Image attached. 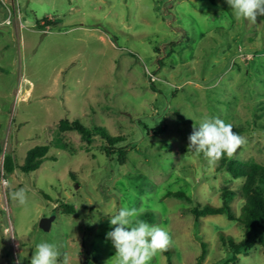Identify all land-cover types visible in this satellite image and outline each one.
Segmentation results:
<instances>
[{
	"label": "rangeland",
	"instance_id": "rangeland-1",
	"mask_svg": "<svg viewBox=\"0 0 264 264\" xmlns=\"http://www.w3.org/2000/svg\"><path fill=\"white\" fill-rule=\"evenodd\" d=\"M208 116L245 138L226 158L264 165V20L237 21L226 0H0V264H30L42 241L61 264H87V252L114 264L109 215L124 206L169 233L172 264H264L259 242L225 262L219 233L240 242L244 228L187 211L242 185L188 147ZM65 119L123 137V164L99 137L58 131ZM39 145L50 150L35 172H3L4 155L22 165ZM19 188L23 205L11 197ZM231 206L238 216L240 198ZM149 264H166L164 251Z\"/></svg>",
	"mask_w": 264,
	"mask_h": 264
},
{
	"label": "trees",
	"instance_id": "trees-1",
	"mask_svg": "<svg viewBox=\"0 0 264 264\" xmlns=\"http://www.w3.org/2000/svg\"><path fill=\"white\" fill-rule=\"evenodd\" d=\"M257 19L264 20V16H258ZM43 21L42 26H51L49 20ZM55 127L61 133L76 131L86 143H90L94 137H99L104 143L102 152L107 157L116 156L120 164H123L127 153L131 150L128 144L118 145L125 141L123 137L110 136L100 127L89 130L80 125L79 122L68 121L67 119L59 121ZM49 150L50 146L48 145H39L29 149L22 165L14 164L10 156L4 155L2 170L7 175L11 174L15 168H18L23 174L28 175L35 172L47 159ZM1 151L0 146V156ZM217 170L225 172L233 180H240L242 185L239 191L223 189L220 193L221 203L219 206L193 203L187 211L191 214L194 221L207 216L224 215L228 221L237 222L244 228L246 238L240 242H236L231 236H225L222 232L219 233V241L228 251V257L225 262L234 263L240 254H244L256 242H259L264 247V233H262V229H264V165L253 161L232 160L224 156L220 160ZM166 197H173L188 203L192 202L187 195L181 192H169ZM236 197L240 198V213L238 216L234 215L231 206L233 199ZM68 209L72 212L71 207H68ZM139 219L149 224L154 221L153 215L150 213L140 215ZM200 247L198 263H201L206 254L204 242H201ZM164 254L166 256V264H172L169 250H165ZM82 255L87 264H101L94 254L87 252Z\"/></svg>",
	"mask_w": 264,
	"mask_h": 264
},
{
	"label": "clouds",
	"instance_id": "clouds-1",
	"mask_svg": "<svg viewBox=\"0 0 264 264\" xmlns=\"http://www.w3.org/2000/svg\"><path fill=\"white\" fill-rule=\"evenodd\" d=\"M237 21L257 23L258 16H264V0H226ZM245 138L234 131L233 125L219 117H204L194 127L189 136V149L202 154L210 166H215L226 155L232 158L237 149L245 143ZM13 200L23 205L27 202V192L19 188L11 193ZM141 212L136 208L121 207L110 216V225L115 226L106 234L115 255L114 264H149L160 251L170 247L172 238L159 225H152L139 219ZM61 253L54 243L42 241L36 245L30 264H61ZM62 264H69L64 255Z\"/></svg>",
	"mask_w": 264,
	"mask_h": 264
},
{
	"label": "water",
	"instance_id": "water-1",
	"mask_svg": "<svg viewBox=\"0 0 264 264\" xmlns=\"http://www.w3.org/2000/svg\"><path fill=\"white\" fill-rule=\"evenodd\" d=\"M50 220H51V219H43V220H41V222H40V226H41V227H46V226H48Z\"/></svg>",
	"mask_w": 264,
	"mask_h": 264
},
{
	"label": "built area",
	"instance_id": "built-area-1",
	"mask_svg": "<svg viewBox=\"0 0 264 264\" xmlns=\"http://www.w3.org/2000/svg\"><path fill=\"white\" fill-rule=\"evenodd\" d=\"M7 22H9V21H7Z\"/></svg>",
	"mask_w": 264,
	"mask_h": 264
}]
</instances>
